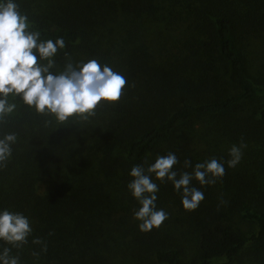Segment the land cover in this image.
Listing matches in <instances>:
<instances>
[{
    "label": "trees",
    "instance_id": "16d2710c",
    "mask_svg": "<svg viewBox=\"0 0 264 264\" xmlns=\"http://www.w3.org/2000/svg\"><path fill=\"white\" fill-rule=\"evenodd\" d=\"M17 3L43 36L64 37L75 60L107 63L128 84L101 110L103 129L50 133L26 108L5 129L20 138L0 171V210L23 213L33 228L21 264H264V0ZM56 60L62 67L63 51ZM241 138L235 168L225 164L215 185L193 180L205 196L194 211L171 182L156 180L169 219L138 229L127 188L134 165L174 152L175 170L190 172L185 159L227 161ZM238 217L253 226L244 230ZM34 237L48 245L39 261Z\"/></svg>",
    "mask_w": 264,
    "mask_h": 264
},
{
    "label": "clouds",
    "instance_id": "9594fccd",
    "mask_svg": "<svg viewBox=\"0 0 264 264\" xmlns=\"http://www.w3.org/2000/svg\"><path fill=\"white\" fill-rule=\"evenodd\" d=\"M66 47L62 36L55 39L43 36L28 14L20 10L17 0H0V171L7 168L13 146L20 138L18 131L5 129L10 124L15 127L22 108L44 117L41 127L50 133L73 125L78 129L92 126V130L99 126L98 116L105 105L118 103L126 94L128 84L124 74L95 58L75 60L71 53L64 51ZM61 51L62 67L56 60ZM246 147L241 138L239 144L229 148L227 161L209 157L193 166L185 159L183 167L191 168L190 172L175 170L180 161L174 152L158 155L147 167L134 165L127 188L139 204L133 210L138 229L150 232L169 219V213L157 208L159 185L156 180L171 182L181 196L184 210L194 211L205 196L193 186V180L201 186L215 185L226 174L225 164L235 168ZM223 203L226 202L221 200ZM32 234L31 220L27 216L6 208L0 210V241L10 246L0 249V264H21L20 251ZM31 243L40 246L39 251L30 252L34 260L39 261L41 254L47 253V242L34 237ZM13 249L17 251L13 253Z\"/></svg>",
    "mask_w": 264,
    "mask_h": 264
},
{
    "label": "rangeland",
    "instance_id": "374dc122",
    "mask_svg": "<svg viewBox=\"0 0 264 264\" xmlns=\"http://www.w3.org/2000/svg\"><path fill=\"white\" fill-rule=\"evenodd\" d=\"M238 224L244 229V230H249L253 224L252 221L248 220V219H242L240 217H238Z\"/></svg>",
    "mask_w": 264,
    "mask_h": 264
}]
</instances>
